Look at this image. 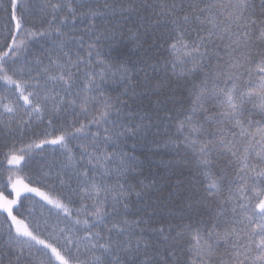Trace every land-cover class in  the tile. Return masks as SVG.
<instances>
[{"label": "snow or ice", "instance_id": "1", "mask_svg": "<svg viewBox=\"0 0 264 264\" xmlns=\"http://www.w3.org/2000/svg\"><path fill=\"white\" fill-rule=\"evenodd\" d=\"M0 12V264H264V0Z\"/></svg>", "mask_w": 264, "mask_h": 264}, {"label": "trees", "instance_id": "2", "mask_svg": "<svg viewBox=\"0 0 264 264\" xmlns=\"http://www.w3.org/2000/svg\"><path fill=\"white\" fill-rule=\"evenodd\" d=\"M4 2L7 3V0H4ZM256 2L259 3V0H256ZM5 19H6L5 14L3 12H0V41H2L3 36L7 34L6 30L4 29ZM113 95H115V93H113ZM153 99H155V97H153ZM144 103L148 104V101L145 100ZM0 113H3L2 108H0ZM160 115H163V113H160ZM3 118L7 119V116L5 115ZM40 130L41 129H37V131H40ZM34 138L35 137H33L31 133L29 132L22 138V142L27 143L29 142L30 139H34ZM17 139L19 142L20 138L17 137ZM134 143H137V141L128 140L126 144L123 145L124 149L126 151H129V154H133L131 149ZM18 146H19V143H18ZM5 151L6 149L3 147L2 141H0V167H7V162L3 155ZM134 154L138 157L139 161L142 164L141 170L143 172V176L139 178L141 179L146 178L145 182L151 179H159L160 177H166L170 175L169 169L166 167V165H167V161L173 159V157L171 155H165L163 149L149 151L148 149L140 147L138 145L137 148L135 149ZM44 157L46 159H51V157L49 156V151L47 149L44 151ZM40 163H43V161H41L39 154H37L36 158L30 163L29 167L25 168V172L29 175L35 174ZM173 171H175V169H173ZM3 179H6V177H3ZM174 179L175 177H173V180ZM170 190H171L170 185L165 184L163 186V191L160 193V195L167 197L168 192ZM35 199L37 201L39 200L38 197ZM25 207L26 208L30 207L29 202H25ZM42 213L44 216H47V208H42L40 203L35 204L33 215L36 218H40ZM25 214L27 215V212Z\"/></svg>", "mask_w": 264, "mask_h": 264}]
</instances>
